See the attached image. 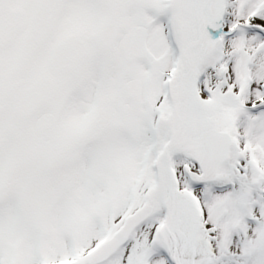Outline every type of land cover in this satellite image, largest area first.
<instances>
[{"label":"snow or ice","instance_id":"1","mask_svg":"<svg viewBox=\"0 0 264 264\" xmlns=\"http://www.w3.org/2000/svg\"><path fill=\"white\" fill-rule=\"evenodd\" d=\"M0 264H264V0H0Z\"/></svg>","mask_w":264,"mask_h":264}]
</instances>
